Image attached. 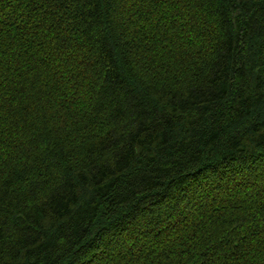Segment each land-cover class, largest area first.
Listing matches in <instances>:
<instances>
[{
    "label": "trees",
    "instance_id": "obj_1",
    "mask_svg": "<svg viewBox=\"0 0 264 264\" xmlns=\"http://www.w3.org/2000/svg\"><path fill=\"white\" fill-rule=\"evenodd\" d=\"M0 264H264V0H0Z\"/></svg>",
    "mask_w": 264,
    "mask_h": 264
}]
</instances>
